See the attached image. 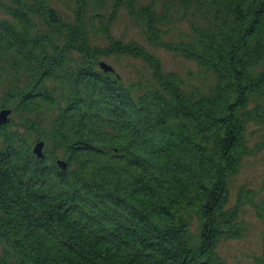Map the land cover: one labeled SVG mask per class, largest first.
I'll use <instances>...</instances> for the list:
<instances>
[{
    "label": "trees",
    "instance_id": "16d2710c",
    "mask_svg": "<svg viewBox=\"0 0 264 264\" xmlns=\"http://www.w3.org/2000/svg\"><path fill=\"white\" fill-rule=\"evenodd\" d=\"M120 15L196 81L115 37ZM110 57L144 72L126 83ZM3 108L0 264H227L216 247L256 205L229 192L263 148L246 133L264 125V0H0Z\"/></svg>",
    "mask_w": 264,
    "mask_h": 264
},
{
    "label": "rangeland",
    "instance_id": "374dc122",
    "mask_svg": "<svg viewBox=\"0 0 264 264\" xmlns=\"http://www.w3.org/2000/svg\"><path fill=\"white\" fill-rule=\"evenodd\" d=\"M174 27L175 29L172 30L174 35L179 34V30H188L187 23L183 21L175 22ZM112 32L115 37L135 39L144 43L160 59L165 71L176 72L187 82L196 81L192 76L197 72V66L193 61L166 49L148 46L127 16L120 15L113 24ZM104 60L121 75L126 83L137 79V70L140 73L144 72L140 62L131 58L110 57ZM246 134L250 145L259 142L263 143V148L242 159L240 170L230 183L229 206L235 203L237 190L241 185L253 187L257 193L255 203L259 206L245 205L240 208L239 220L243 225L242 234L237 238H223L218 243L216 251L226 260L227 264H264V262H259L264 252V125L250 124ZM196 224V220L193 219L191 231L196 232Z\"/></svg>",
    "mask_w": 264,
    "mask_h": 264
},
{
    "label": "water",
    "instance_id": "95a60500",
    "mask_svg": "<svg viewBox=\"0 0 264 264\" xmlns=\"http://www.w3.org/2000/svg\"><path fill=\"white\" fill-rule=\"evenodd\" d=\"M99 66L104 72L114 71V68L104 60L99 62ZM10 114H11V109L8 108L0 109V125L5 124L10 120ZM43 147H44V143L42 141H39L34 144L32 150L33 153L36 155V157L41 158L43 156ZM56 163L61 169L66 168V161L59 159L56 161Z\"/></svg>",
    "mask_w": 264,
    "mask_h": 264
}]
</instances>
